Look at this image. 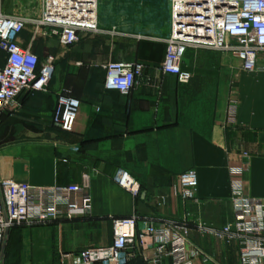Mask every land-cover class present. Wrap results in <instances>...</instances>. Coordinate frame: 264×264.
<instances>
[{"label": "crops", "instance_id": "obj_1", "mask_svg": "<svg viewBox=\"0 0 264 264\" xmlns=\"http://www.w3.org/2000/svg\"><path fill=\"white\" fill-rule=\"evenodd\" d=\"M98 1L101 33L80 32L75 44L65 46L27 25L18 41L41 62L55 58L53 78L46 90L23 93L18 111L0 114V179L34 186L76 183L91 196L92 209L69 217L63 208L62 217L15 226L0 264H57L64 254L110 246L113 219L132 215L187 221L191 241L209 258L192 264H240L238 243L203 234L195 223L221 228L235 220L234 182L248 196L264 198V70L248 72L217 49L190 48L182 65L193 76L180 82L161 70L169 0ZM39 4L2 0V10L35 16ZM109 60L144 65L130 94L105 88L103 64ZM63 91L81 100L72 132L52 124ZM233 99L237 111L230 116ZM190 168L198 173V200L186 202L175 185ZM120 170L140 182L138 197L118 183ZM126 264L173 260L155 263L133 253Z\"/></svg>", "mask_w": 264, "mask_h": 264}, {"label": "built area", "instance_id": "obj_2", "mask_svg": "<svg viewBox=\"0 0 264 264\" xmlns=\"http://www.w3.org/2000/svg\"><path fill=\"white\" fill-rule=\"evenodd\" d=\"M98 0H40L39 13H5L0 0V114L18 111L23 93L46 90L54 74L53 56L40 62L31 49L24 48L18 36L27 25H35L59 36L69 46L79 41L80 32L101 33ZM170 28L165 38L166 54L161 70L174 74L180 82H189L193 74L183 68L190 48H213L242 62L243 69L264 70V0H169ZM105 88L130 94L144 70L139 61L109 60L103 64ZM237 100L230 104V116L236 115ZM81 107L80 98L63 91L57 99L52 124L72 132ZM246 157L248 153H245ZM118 183L138 197L141 184L120 170ZM177 193L186 201H197L198 173L190 168L178 176ZM232 200L236 218L221 228L204 222L195 227L227 243H238L240 264H264V198L245 194L242 183L234 182ZM74 212H89L92 198L79 184L34 186L13 179H0V261L9 231L22 224L44 223ZM192 226L171 220L157 222L137 215L113 219L114 240L110 246L87 248L64 254L57 264H126L133 253L147 261L161 263L171 258L173 264H192L208 256L190 239ZM131 254V255H130Z\"/></svg>", "mask_w": 264, "mask_h": 264}, {"label": "rangeland", "instance_id": "obj_3", "mask_svg": "<svg viewBox=\"0 0 264 264\" xmlns=\"http://www.w3.org/2000/svg\"><path fill=\"white\" fill-rule=\"evenodd\" d=\"M53 36H54V38H56V39L59 38V36H57V35H53ZM42 63H43V62H41V65H42Z\"/></svg>", "mask_w": 264, "mask_h": 264}, {"label": "trees", "instance_id": "obj_4", "mask_svg": "<svg viewBox=\"0 0 264 264\" xmlns=\"http://www.w3.org/2000/svg\"><path fill=\"white\" fill-rule=\"evenodd\" d=\"M41 62V61H40Z\"/></svg>", "mask_w": 264, "mask_h": 264}]
</instances>
